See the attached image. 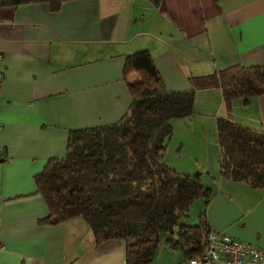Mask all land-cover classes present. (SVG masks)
<instances>
[{
    "label": "crops",
    "instance_id": "1",
    "mask_svg": "<svg viewBox=\"0 0 264 264\" xmlns=\"http://www.w3.org/2000/svg\"><path fill=\"white\" fill-rule=\"evenodd\" d=\"M140 50L171 91L188 90L190 77L234 64L262 66L264 0L0 7V264H123L124 243L95 244L80 216L40 223L47 208L33 177L48 159L65 155L70 130L110 124L124 114L131 99L123 64ZM229 106L236 123L264 132V95L233 99ZM227 107L219 89L195 91L192 113L169 121L163 160L181 173L197 171L210 189L206 205L200 198L186 216L195 210L197 222L204 208L210 230L264 249V183L252 188L219 173L215 118ZM184 259L159 241L149 264Z\"/></svg>",
    "mask_w": 264,
    "mask_h": 264
},
{
    "label": "trees",
    "instance_id": "2",
    "mask_svg": "<svg viewBox=\"0 0 264 264\" xmlns=\"http://www.w3.org/2000/svg\"><path fill=\"white\" fill-rule=\"evenodd\" d=\"M63 0H0V7L47 3L57 10ZM135 59V60H134ZM136 74L137 78H130ZM130 103L116 121L68 132L62 158H50L34 175L36 192L47 213L40 223L57 224L80 216L95 244L124 243L123 264H149L159 243L198 256L211 231L198 212L193 225L179 223L192 203L210 189L199 173H181L163 160L171 135L170 119L192 113L197 90L217 88L226 114L215 118L220 176L256 188L264 183V132L236 123L229 103L264 95V65L234 64L190 77L191 88L167 90L146 50L127 55L122 69ZM184 259V260H185Z\"/></svg>",
    "mask_w": 264,
    "mask_h": 264
},
{
    "label": "built area",
    "instance_id": "3",
    "mask_svg": "<svg viewBox=\"0 0 264 264\" xmlns=\"http://www.w3.org/2000/svg\"><path fill=\"white\" fill-rule=\"evenodd\" d=\"M1 82V75H0ZM5 158L0 152V161ZM206 248L195 257L187 258L182 264H245L264 262V249L232 238L224 233L209 231Z\"/></svg>",
    "mask_w": 264,
    "mask_h": 264
},
{
    "label": "rangeland",
    "instance_id": "4",
    "mask_svg": "<svg viewBox=\"0 0 264 264\" xmlns=\"http://www.w3.org/2000/svg\"><path fill=\"white\" fill-rule=\"evenodd\" d=\"M192 173H197V171H193L190 174H192ZM197 201H200V198L197 199V200H195L193 203H196ZM193 211H195V210H191V214H188L189 216H183V217H181L179 219V223L186 224V225H193V224H195L196 223V219H195V221L192 219ZM187 213H188V211H187ZM167 235L168 234L166 232H163L162 234H160V237H159L160 241L162 242Z\"/></svg>",
    "mask_w": 264,
    "mask_h": 264
}]
</instances>
